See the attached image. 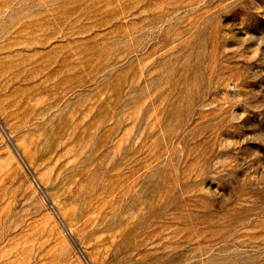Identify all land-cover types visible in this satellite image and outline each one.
<instances>
[{
	"label": "rangeland",
	"instance_id": "rangeland-1",
	"mask_svg": "<svg viewBox=\"0 0 264 264\" xmlns=\"http://www.w3.org/2000/svg\"><path fill=\"white\" fill-rule=\"evenodd\" d=\"M0 264H264V0H0Z\"/></svg>",
	"mask_w": 264,
	"mask_h": 264
}]
</instances>
